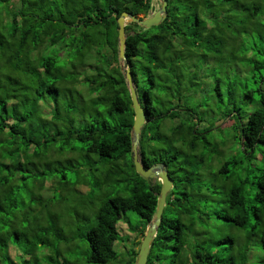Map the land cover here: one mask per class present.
Returning a JSON list of instances; mask_svg holds the SVG:
<instances>
[{
  "label": "trees",
  "instance_id": "16d2710c",
  "mask_svg": "<svg viewBox=\"0 0 264 264\" xmlns=\"http://www.w3.org/2000/svg\"><path fill=\"white\" fill-rule=\"evenodd\" d=\"M166 1L122 68L156 0H0V264L136 263L161 184L128 66L173 182L147 264H264V0Z\"/></svg>",
  "mask_w": 264,
  "mask_h": 264
},
{
  "label": "water",
  "instance_id": "95a60500",
  "mask_svg": "<svg viewBox=\"0 0 264 264\" xmlns=\"http://www.w3.org/2000/svg\"><path fill=\"white\" fill-rule=\"evenodd\" d=\"M160 4V8L150 17L144 18L135 17L129 13H123L117 21L119 27V62L124 67L127 62L126 58V31L125 28L128 25L136 24L143 29H150L158 27L164 23L168 16L166 0H157ZM126 80L128 83V89L130 98L132 101V107L134 110V125L131 130V142L133 161L136 173L145 180H158L161 182V191L157 202V211L151 225L147 228L144 239L141 243L138 258L135 264H147L151 246L154 239L157 236V232L162 223V216L166 207L167 196L173 187V182L170 180L169 173L166 166L159 164L152 166L151 168H145L139 160V146L142 129L147 124V117L144 109L139 103L136 90L132 83V77L130 73V67L127 68Z\"/></svg>",
  "mask_w": 264,
  "mask_h": 264
},
{
  "label": "rangeland",
  "instance_id": "374dc122",
  "mask_svg": "<svg viewBox=\"0 0 264 264\" xmlns=\"http://www.w3.org/2000/svg\"><path fill=\"white\" fill-rule=\"evenodd\" d=\"M156 8L159 9L160 7H158L156 5ZM211 113H213V111ZM227 133L221 134V139H223V138L228 139ZM232 137H233V134H231L229 136V141H232ZM230 145L233 146V142ZM226 151H227V149L225 150V152ZM151 182H152V184H155V183L161 184V182L158 180H151ZM55 206H57V203ZM28 208H30V207H28ZM55 211L58 212V207H55ZM129 214H130L129 216L131 217V219L133 221V224H136L138 222L137 217L132 213H129ZM120 228H121L122 237L127 238V239L129 238V241L118 244L116 246L117 250L120 249V251L125 252L124 248H126V246L130 247V244H132V242H141L142 243V241L144 239V237L142 235H134V234L129 233L126 225H121Z\"/></svg>",
  "mask_w": 264,
  "mask_h": 264
}]
</instances>
